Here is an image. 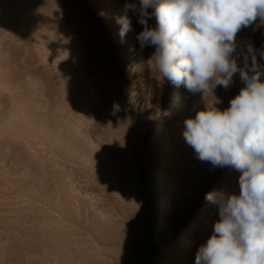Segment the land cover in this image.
<instances>
[{
  "label": "rangeland",
  "instance_id": "1",
  "mask_svg": "<svg viewBox=\"0 0 264 264\" xmlns=\"http://www.w3.org/2000/svg\"><path fill=\"white\" fill-rule=\"evenodd\" d=\"M138 2L120 0L115 7L131 21L130 30L121 37L118 18L107 25L101 21L105 0H64L66 31L61 36L68 40L65 44L53 30L55 6L44 12L38 9L44 4L34 2L26 8L17 0H0V73L11 74L15 66L36 68L38 38L47 40L44 46L51 59L69 66L77 80L54 88L49 113L61 120L84 121V130L102 149L108 177L95 184L88 197L119 226L108 243L119 248L130 264H156L160 253L183 236L184 223L207 202L210 190L227 194L239 188L241 172L199 160L183 133L185 121L207 105L228 108L245 82L238 71L228 88L218 85L215 97H205L160 77L154 62L150 63L155 46H141L137 37L143 25L136 12L126 11V4L139 8ZM148 26L156 27L154 16ZM235 45L232 58L240 68L251 67L254 52L264 70V21L258 17L242 27ZM40 89L36 86V91ZM0 100L7 106L5 97ZM43 101L45 105L47 100ZM171 102H176L172 108ZM209 211H214L217 221L218 205L209 202ZM174 217L179 219L177 226ZM202 245L193 235L180 250L182 256L195 264Z\"/></svg>",
  "mask_w": 264,
  "mask_h": 264
},
{
  "label": "bare ground",
  "instance_id": "2",
  "mask_svg": "<svg viewBox=\"0 0 264 264\" xmlns=\"http://www.w3.org/2000/svg\"><path fill=\"white\" fill-rule=\"evenodd\" d=\"M63 1L17 0L26 8L34 2L44 4L38 8L44 12L55 6L53 30L67 44L61 36L66 31ZM118 2L105 0L104 24L121 17L115 9ZM46 42L38 38L36 68L15 66L11 74L0 73V97L7 99V106L0 100V264H130L108 243L119 226L88 197L91 188L108 177L102 149L84 130V121L61 120L49 113L54 88L66 87L77 77L67 64L49 57ZM232 193L238 194L239 188L226 195ZM208 204L191 212L183 236L160 253L156 264H191L180 250L195 234L203 244L210 238L216 218ZM172 222L177 226L179 219Z\"/></svg>",
  "mask_w": 264,
  "mask_h": 264
},
{
  "label": "clouds",
  "instance_id": "3",
  "mask_svg": "<svg viewBox=\"0 0 264 264\" xmlns=\"http://www.w3.org/2000/svg\"><path fill=\"white\" fill-rule=\"evenodd\" d=\"M125 7L144 26L141 46H155L150 63L160 77L205 97L218 85L228 88L238 71L245 82L228 108L207 105L185 121V141L199 160L241 172L238 194H206L219 219L195 264H264V70L251 47V67L232 58L241 28L264 21V0H140L139 8ZM152 16L156 27L148 26ZM117 23L125 36L130 19Z\"/></svg>",
  "mask_w": 264,
  "mask_h": 264
}]
</instances>
